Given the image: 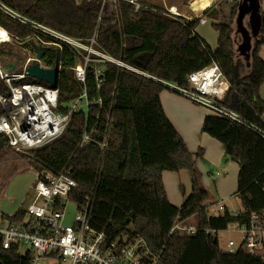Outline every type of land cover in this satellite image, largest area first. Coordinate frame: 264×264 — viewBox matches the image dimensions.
I'll return each mask as SVG.
<instances>
[{"label": "trees", "instance_id": "16d2710c", "mask_svg": "<svg viewBox=\"0 0 264 264\" xmlns=\"http://www.w3.org/2000/svg\"><path fill=\"white\" fill-rule=\"evenodd\" d=\"M148 6L154 11L134 12L126 2L102 7L101 0L79 4L74 0H0V28L9 40L31 55L39 50L44 66L62 68L56 86L57 111L65 112L83 92L88 99L101 101L100 107L91 105L75 112L61 137L20 156L36 173L35 179L47 173L73 180L76 188L68 199L77 206L88 204L91 225L104 230L109 240L122 235L144 239L148 250L158 257L155 264H264L240 248L234 253L222 252L215 236L230 224H248L252 214L264 222L263 200L254 194L260 190L264 199V137L231 120L204 117L201 132L217 141L224 158L238 167L234 196L242 207L237 214L223 210L210 215L205 205L210 195L201 184L195 160L159 100L160 93L168 88L165 83L186 87L188 75L216 64L228 82L223 106L264 134V100L259 95L264 84V57L259 56L264 46V10L260 35L252 43L250 59L245 61L234 49L231 36L236 5L227 22L217 21L215 4L200 15L213 20L211 28L217 33L214 50L194 31L199 17L190 21L171 18L161 6ZM22 20L84 44L95 34V47L151 78L91 56L81 84L72 69L83 61L84 52L76 53L66 45L59 51L35 43L33 34L45 42L49 39ZM0 61L3 68L11 65L12 71L22 64L15 53L1 46ZM95 69L101 70L99 87ZM85 133L89 140L81 146ZM9 149L0 139V155ZM197 157L202 159L201 149ZM179 171L188 173L191 191L177 208L167 200L161 174ZM24 216L25 211L17 209L9 220L19 222ZM177 219L187 223L192 219L196 232L169 235ZM30 257L28 252L22 255L17 246L3 249L0 243V264H30Z\"/></svg>", "mask_w": 264, "mask_h": 264}, {"label": "built area", "instance_id": "2783aa9c", "mask_svg": "<svg viewBox=\"0 0 264 264\" xmlns=\"http://www.w3.org/2000/svg\"><path fill=\"white\" fill-rule=\"evenodd\" d=\"M77 4L89 0H74ZM105 5L115 6L118 2H126L133 6L134 12L139 9L154 11L151 7L143 5L142 0H101ZM233 3L237 0H224ZM165 15L176 18L182 15L174 7H164ZM199 17L198 24L207 23L204 17ZM196 17V18H198ZM193 20L189 19L188 21ZM23 23L46 36L45 42L38 34H33V40L40 45L54 46L61 51L66 45L76 53H82L83 61L72 70L77 82L85 81V67L90 62L91 56L98 61L108 62L131 71L143 77L149 75L125 65L120 60L113 59L97 46L95 34L88 39V44L81 40L63 35L55 30L40 24L22 20ZM26 50V49H23ZM37 64L46 69L42 60H37L36 55L26 57L18 70L2 73L0 66V84L6 91L0 89V139H4L10 150L18 154L29 150L40 149L62 136L66 130L71 116L78 110L87 109L91 105L100 107L101 101L88 99L85 92L71 103L69 108L60 113L57 111L58 90L48 85L34 83L26 73V68ZM57 69L58 77L62 71ZM97 87L102 83L101 70H94ZM37 81V80H36ZM170 90L184 99L206 110L210 115L231 120L239 125L252 128L262 137L264 134L256 127L251 126L236 112L222 104L223 97L228 88L220 68L211 64L197 72L191 73L186 78V87L164 84ZM113 95V94H112ZM89 135L82 136L80 145L88 143ZM103 146V144L101 145ZM76 188L73 180L61 174L53 176L42 173L35 179L31 190L32 199L25 209V216L19 222L10 221L0 211V243L3 249L17 246L19 251L30 253V264H155L154 256L147 248L144 239L139 236H119L109 240L104 230H97L91 225L88 218V204L75 205V213L66 221L65 209L69 193ZM219 210L223 207L219 206ZM239 229L241 242L238 248L232 249L233 242L227 243L228 253H234L239 248L252 257H257L264 263V222L257 214H252L248 224H234ZM196 228L184 220H176L172 225L169 235H192Z\"/></svg>", "mask_w": 264, "mask_h": 264}, {"label": "crops", "instance_id": "0c3cea01", "mask_svg": "<svg viewBox=\"0 0 264 264\" xmlns=\"http://www.w3.org/2000/svg\"><path fill=\"white\" fill-rule=\"evenodd\" d=\"M214 2L215 0L212 1V5ZM188 6L191 10L190 13L187 12L189 15L181 14L185 20L194 19L200 16L205 10L198 9V7L194 8L191 4ZM204 18L210 24L213 22V20L207 17ZM206 24H198L194 31L196 32L199 25L204 26ZM262 39L264 41V36ZM206 43L214 50L217 43V33L215 40ZM259 56L264 57V46L260 47ZM259 95L264 100V84H262L259 90ZM159 100L166 118L182 138L187 150L195 160L196 166L201 174V184L210 195V199L205 205L210 209L214 207L213 205L218 204V207L221 206L223 210H227L220 203L229 202L234 196L238 167L235 163L224 158L223 148L217 141L201 132L203 119L206 116H210V114L168 88L160 93ZM261 120L264 123V113L261 116ZM199 149L202 151V159L197 157ZM35 178L36 173L34 172L32 180H35ZM161 179L168 202L179 208L191 191L188 173L185 171H179L177 173L162 172ZM28 188L29 186L23 188L22 196L24 192L27 193ZM19 203L20 200L14 206V209L5 212L8 213L7 216H12L17 211ZM232 206H234L233 203ZM237 209H241L240 205H237ZM0 211L4 214L2 210ZM235 212V214L239 213L236 210Z\"/></svg>", "mask_w": 264, "mask_h": 264}, {"label": "rangeland", "instance_id": "374dc122", "mask_svg": "<svg viewBox=\"0 0 264 264\" xmlns=\"http://www.w3.org/2000/svg\"><path fill=\"white\" fill-rule=\"evenodd\" d=\"M194 0H186V1H180V0H142L144 4L148 5H158L163 8L164 7H174L180 14L189 15L187 14L191 12L188 5L191 4V2ZM236 2L233 3H226L224 0H215V11L218 12L219 16L217 17V21H229V13L232 8V6L236 5ZM108 5V4H107ZM109 6V5H108ZM261 10H264V0H261L260 3ZM236 14V11H235ZM235 14L231 19V26H232V39L234 43V49L236 50V47L240 43V36L235 33V26H234V18ZM208 21V20H207ZM245 26H247L246 19L244 21ZM201 39H203L205 42H209L212 40H215L216 38V32L212 30L211 24L207 22L206 25L198 27V29L195 32ZM5 43L3 46L2 44ZM0 46L2 50L9 49L13 53L17 55L19 60L23 62V60L31 56V53L27 50H23L18 46V44L12 42L7 39L5 41L0 42ZM0 66H3L2 61H0ZM20 67V65L17 66V69ZM3 68V67H2ZM34 83L40 84L39 81H32ZM2 89V87L0 88ZM26 155L27 153H23ZM21 153H15L12 150H6L3 154L0 155V210L4 212V214H8L5 212H9L10 209H14V206L18 203L20 200V203L18 204V209H21L22 211H25L27 205L30 203L32 199V184L34 180L32 178L34 177V171L29 167L28 162L21 158ZM30 183V184H29ZM29 186V190H27V193H23L22 196V190L24 187ZM257 192V193H256ZM254 194H257V196L261 197V200H263L262 204L264 206V199L262 192L259 190L255 191ZM231 201V203H229ZM229 202H223L220 203L222 206H225L227 211L235 214V210L237 212L242 211V207L240 205L239 200L236 197H232ZM232 203L234 206H232ZM237 205H240L241 209H237ZM214 207H211L208 209L209 214H221L223 212L222 210L217 209L218 204L213 205ZM75 205L74 203H68L65 212H66V221L65 223L69 222L70 216L75 213ZM236 208V209H235ZM239 208V207H238ZM193 220L191 219L190 223H192ZM218 247L222 252H227L228 247L227 243L229 241L233 242L234 246H232V249L238 248L241 242V235L239 232V229L235 227L234 224L228 225L227 229L224 231H219L215 233ZM20 253H23V250H20ZM49 264H56L55 261H50Z\"/></svg>", "mask_w": 264, "mask_h": 264}, {"label": "water", "instance_id": "95a60500", "mask_svg": "<svg viewBox=\"0 0 264 264\" xmlns=\"http://www.w3.org/2000/svg\"><path fill=\"white\" fill-rule=\"evenodd\" d=\"M245 19L247 26L244 24ZM261 25L260 0H237L234 26L235 33L240 36V43L236 47V51L245 61L250 59L252 43L258 40ZM36 59H41L39 50L36 53ZM1 71L2 73H9L12 71V66L7 65ZM25 71L29 77L37 81L53 88L57 86L58 73L56 68H41L34 63L27 67Z\"/></svg>", "mask_w": 264, "mask_h": 264}, {"label": "bare ground", "instance_id": "6f19581e", "mask_svg": "<svg viewBox=\"0 0 264 264\" xmlns=\"http://www.w3.org/2000/svg\"><path fill=\"white\" fill-rule=\"evenodd\" d=\"M212 1L213 0H194L191 2V6L194 8L198 7V9H207L211 7ZM7 37L5 31L0 28V42L5 41Z\"/></svg>", "mask_w": 264, "mask_h": 264}]
</instances>
